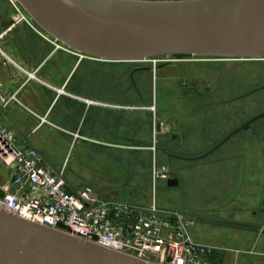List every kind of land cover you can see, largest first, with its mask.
I'll return each mask as SVG.
<instances>
[{
    "label": "crops",
    "instance_id": "obj_1",
    "mask_svg": "<svg viewBox=\"0 0 264 264\" xmlns=\"http://www.w3.org/2000/svg\"><path fill=\"white\" fill-rule=\"evenodd\" d=\"M0 3L4 4L0 9L2 51L26 71L35 72L39 79L20 87L25 78L21 71L13 65L3 66L0 58L1 89L7 96L16 93L21 103L0 110V125L13 133L19 147L37 149L43 163L63 175L66 155L75 149L77 162L86 161L110 170L97 172L99 177L108 173L111 182H123L141 193L149 187L153 189L149 201L126 202L137 206H147L152 201L157 205L154 191L160 180H153L155 164L170 173L165 180L176 181L173 186L160 188L176 189L183 182L185 165H175L174 170L170 165H157L158 151L170 162L213 156L207 162L216 166L215 179L223 180L228 199L206 211L196 213L188 209L185 215H192V219L157 207L169 215H181L190 241L211 249L217 264H264V127H252L254 120L244 129H250V133L246 131L247 135L237 144L229 142L241 130L229 127L218 138L235 130L216 142L209 153L197 158L183 156L187 127L184 120L174 118L168 124V116L158 112L152 98L146 104L142 96L149 81L175 84L171 77L157 72L149 77L145 75L147 69L142 74L140 68L128 70L127 74L125 62L80 57L74 51L54 49L33 21L12 25L13 6L9 0ZM233 98L230 101L237 100L236 96ZM146 154L154 161L149 172L142 170ZM8 187V170H0V188ZM195 224L200 230L191 233Z\"/></svg>",
    "mask_w": 264,
    "mask_h": 264
},
{
    "label": "water",
    "instance_id": "obj_2",
    "mask_svg": "<svg viewBox=\"0 0 264 264\" xmlns=\"http://www.w3.org/2000/svg\"><path fill=\"white\" fill-rule=\"evenodd\" d=\"M16 1L43 32L101 60L131 62L165 55L264 59V0ZM175 183L160 180L159 186ZM0 264L160 263L48 228L0 207Z\"/></svg>",
    "mask_w": 264,
    "mask_h": 264
},
{
    "label": "rangeland",
    "instance_id": "obj_3",
    "mask_svg": "<svg viewBox=\"0 0 264 264\" xmlns=\"http://www.w3.org/2000/svg\"><path fill=\"white\" fill-rule=\"evenodd\" d=\"M2 5L4 6L0 3V9L3 8ZM160 57L169 61L171 56ZM168 61H160L154 65L150 59H146L124 64L127 67V74L128 70L140 68L142 74L147 69L145 75L149 77H153V73L157 72L159 75L169 76L174 80L175 84L170 81L156 83L153 79L151 83L148 82L147 87H144L142 96L146 104L152 98L158 112L168 116V124L171 122L170 119L175 118L179 122L184 120L187 127L184 129L185 138L182 142L183 156L197 158L209 153L235 129L247 123L254 116L264 113V59L235 60L188 56L171 57V61ZM160 69L162 72L158 71ZM235 96L237 100L230 101ZM252 125L257 129L264 127V117L255 120ZM233 126L237 127L225 137L218 138L220 132ZM146 129L147 126L144 127L145 132ZM246 131L250 133V129L241 130L233 136L229 143L240 142L247 135ZM160 138L159 136L158 139ZM146 155L143 157V172L151 171L154 164L153 157ZM212 157L185 161L172 159L170 162L169 158L158 151L157 165H170L174 170L175 165L182 164L185 165V169L182 172L183 182L176 189H163L156 183L154 198L157 205L160 208L175 210L184 214L187 219H192V215H185L188 209H193L198 213L214 208L228 199V190L224 191L223 180L215 179V175H218L216 166L214 163L207 162ZM63 169L65 170L64 178L74 189L89 185L101 196L125 202L142 203L153 198V189L150 187L141 193L131 190L123 182H111L107 179L108 173L104 174L105 177H99L97 172L105 173L110 170L93 166L86 161L77 162L75 149L68 151ZM0 170L6 171L1 163ZM199 230L195 224L190 232L194 233Z\"/></svg>",
    "mask_w": 264,
    "mask_h": 264
},
{
    "label": "built area",
    "instance_id": "obj_4",
    "mask_svg": "<svg viewBox=\"0 0 264 264\" xmlns=\"http://www.w3.org/2000/svg\"><path fill=\"white\" fill-rule=\"evenodd\" d=\"M9 2L14 9L12 25L32 23L16 0ZM42 35L54 49L71 52L70 47L43 31ZM0 55L3 66L13 65L25 77L20 87L30 80L39 81L35 72L17 65L1 47ZM150 60L154 65L168 61L161 57ZM13 103L21 105L17 94L7 96L0 84V110ZM0 163L8 170L9 184L8 188H0V207L16 216L155 263L217 264L211 249L190 241L181 215L161 211L154 201L137 206L105 199L88 185L72 188L63 172H55L44 164L37 149L19 147L13 133L1 125ZM167 178V172L155 164L153 180Z\"/></svg>",
    "mask_w": 264,
    "mask_h": 264
},
{
    "label": "bare ground",
    "instance_id": "obj_5",
    "mask_svg": "<svg viewBox=\"0 0 264 264\" xmlns=\"http://www.w3.org/2000/svg\"><path fill=\"white\" fill-rule=\"evenodd\" d=\"M48 35V34H47ZM54 39V38H53ZM69 49V48H68ZM71 49V51H74V52H76V53H79L81 56H87L88 57V55H86V54H84V53H81V52H79V51H77V50H75V49H72V48H70ZM69 49V50H70ZM171 57H174V56H171ZM171 57L169 58V59H171ZM94 58V57H93ZM175 58H177V57H175ZM143 60H146V59H143Z\"/></svg>",
    "mask_w": 264,
    "mask_h": 264
},
{
    "label": "flooded vegetation",
    "instance_id": "obj_6",
    "mask_svg": "<svg viewBox=\"0 0 264 264\" xmlns=\"http://www.w3.org/2000/svg\"><path fill=\"white\" fill-rule=\"evenodd\" d=\"M158 58H160V57H158Z\"/></svg>",
    "mask_w": 264,
    "mask_h": 264
}]
</instances>
